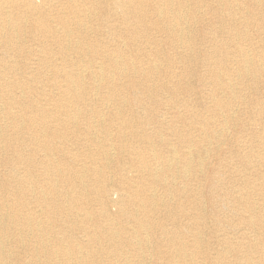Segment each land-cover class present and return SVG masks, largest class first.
Wrapping results in <instances>:
<instances>
[{"label": "bare ground", "instance_id": "1", "mask_svg": "<svg viewBox=\"0 0 264 264\" xmlns=\"http://www.w3.org/2000/svg\"><path fill=\"white\" fill-rule=\"evenodd\" d=\"M24 31L37 65L0 56V264H264V0H0V47ZM190 76L213 106L174 119L198 138L161 114Z\"/></svg>", "mask_w": 264, "mask_h": 264}, {"label": "rangeland", "instance_id": "2", "mask_svg": "<svg viewBox=\"0 0 264 264\" xmlns=\"http://www.w3.org/2000/svg\"><path fill=\"white\" fill-rule=\"evenodd\" d=\"M36 3L38 4H41L43 3V0H35ZM19 3H22L24 2V0H18ZM47 6V5H46ZM244 15H246V13H244ZM239 16V15H238ZM200 26L203 24L205 25L204 23L200 22L199 23ZM23 33H25V36H24V40L25 42L27 43L26 45V50L24 49V53L23 55L20 54V53H17V52H13L11 51V53H6V50L5 48L3 47H0V56L1 57H5L7 60H12V61H17L18 62V65L20 68L19 69H24V68H31V67H34L37 65V54H33L34 51H32L31 49H36L37 47L39 48V40L36 39V41H34V39H32L30 37V34L27 33L26 31H24ZM7 36H3L0 38V41L1 40H5ZM257 40V39H255ZM38 44V45H37ZM203 47H205V44H202ZM30 62V63H29ZM199 70L202 72L204 70V67L201 66V64H199ZM188 81V82H187ZM187 83H190L193 85L194 89H195V92H193L191 95H193V100L190 99L189 102L187 103L186 106H177V107H174L172 109H169V108H166V109H163L165 108L166 106H162L160 107V110H162L161 114H163L162 116V119L164 121H167L169 120V122H171L173 124V126H176L177 129L179 130H182L183 131H188V132H192V134L194 136H196L198 138V136L196 134H198L194 127L196 128L197 125L195 124H192L190 123V118H187V115L184 116L181 120L182 121H178L176 120V118L174 119V114L175 113H178V112H181V113H186L187 114V111H199L201 108L199 106V101H201V99L199 97H203V99L205 100L204 102L206 103V105L208 107H211L213 106V103L211 101V99L207 96V93L209 92V86L204 84L203 81H200L198 80L197 77L195 76H190L188 79H187ZM206 94V95H205ZM186 95H190V93H186L184 95H181L182 97L183 96H186ZM169 97L166 98V100L168 99ZM198 99V100H197ZM192 100V101H191ZM183 109H182V108ZM235 107L237 108V111L239 113V115H241V117L244 119L243 122H248L246 119L248 118V114L246 113L249 109H250V106H249V103L245 104L243 102V99H238L236 102H235ZM180 108V110L178 109ZM244 109V110H243ZM185 110V111H184ZM126 111V110H125ZM141 111V112H140ZM167 111V112H166ZM176 111V112H175ZM135 112L141 117H139V120H141L142 118H144V116L146 115V112L144 113L143 109L141 108H138L135 110ZM164 112V113H163ZM126 113L128 114L129 113V110L126 111ZM173 116V117H172ZM172 118V119H171ZM189 120V121H188ZM148 122H150V120L147 119ZM177 122V123H176ZM149 127H153V124L152 125H149ZM187 127V128H185ZM189 127V128H188ZM239 127L240 125H238V130H239ZM185 129V130H184ZM237 127H231V129L229 131L226 132V136H227V140H232L236 133H237ZM172 138L173 140L175 141L176 145H179V140L178 138L172 134ZM177 141V142H176ZM213 141V147H216V139L215 138H211V141L208 140L207 142H212ZM183 143V142H182ZM117 147V148H116ZM116 149H118V143L116 145ZM120 151V150H119ZM230 149L227 148L226 146H222L218 152L215 154L214 151L213 153L208 157V162L210 163L209 167L211 168H216L218 166V156H221V157H224V156H227L230 154ZM120 157H121V154H120ZM228 167H226V170L228 171L227 169ZM223 170V169H222ZM111 181L116 179V177H110ZM178 181H181V179H178ZM113 198H115L116 196L113 195L112 196ZM110 208L112 209V207L110 206ZM114 209V208H113ZM169 223V221H167ZM76 231V230H75ZM189 237V236H188ZM208 237V236H207ZM32 236L29 235V239H30V245L31 247H33V245H36V242L34 240L31 239ZM153 238V241H155L156 238L152 237ZM32 240V241H31ZM108 240V239H106ZM162 248H166V242H162ZM14 254H17L19 257L22 258V260L24 261H28L31 259V255L29 254L28 250L25 251L23 249H21V247L19 248H15V251H14ZM153 254V253H152Z\"/></svg>", "mask_w": 264, "mask_h": 264}]
</instances>
